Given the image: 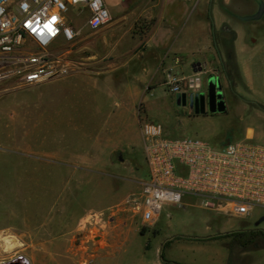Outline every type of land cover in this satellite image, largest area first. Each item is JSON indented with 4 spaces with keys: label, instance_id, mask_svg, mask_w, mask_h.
I'll return each instance as SVG.
<instances>
[{
    "label": "rangeland",
    "instance_id": "374dc122",
    "mask_svg": "<svg viewBox=\"0 0 264 264\" xmlns=\"http://www.w3.org/2000/svg\"><path fill=\"white\" fill-rule=\"evenodd\" d=\"M260 2L258 26L250 30L254 71L231 81L216 59L205 68L195 61L192 70L172 69L181 92L186 91L189 76L201 79L199 92H203L208 75H219L227 96L224 113L197 115L177 104L176 92L165 82L170 68L164 71L165 63L145 89L119 88L134 78L135 67L129 66L131 71L110 78L114 93L108 89L111 96L103 95L121 113L119 122L73 119L74 128L67 135L69 164L57 166L46 157L38 158L32 149L41 133L50 141L57 127L55 111L67 113L62 97L71 94V82L53 79L0 95V264L23 259L27 264H95L97 256H110L112 264H139L144 257L168 264H264L262 208L245 218L223 216L202 207L199 197L187 195L179 206H162L157 221L149 225L141 224L135 208L147 170L140 132L143 120L160 123L171 137L219 142L225 140L224 130L234 126L239 137L247 132L264 141V0ZM81 14L74 10L67 16L78 29L88 12ZM62 45L61 39L55 44ZM92 47L89 52L82 49L77 58L108 48L98 41ZM51 89L59 95L46 101ZM253 228L263 234L246 244L228 235Z\"/></svg>",
    "mask_w": 264,
    "mask_h": 264
},
{
    "label": "built area",
    "instance_id": "2783aa9c",
    "mask_svg": "<svg viewBox=\"0 0 264 264\" xmlns=\"http://www.w3.org/2000/svg\"><path fill=\"white\" fill-rule=\"evenodd\" d=\"M74 10L88 12L89 30L110 18L103 0H0V95L66 77L84 64L76 56L80 30L67 18ZM60 39L64 45L55 46ZM166 76L170 89L181 92L171 67ZM200 80L187 77L185 92L199 91ZM140 132L147 170L135 208L142 225L156 222L162 206H179L187 195L223 216L245 218L264 209V141L245 137L217 144L197 136L171 137L148 120L140 123Z\"/></svg>",
    "mask_w": 264,
    "mask_h": 264
},
{
    "label": "crops",
    "instance_id": "0c3cea01",
    "mask_svg": "<svg viewBox=\"0 0 264 264\" xmlns=\"http://www.w3.org/2000/svg\"><path fill=\"white\" fill-rule=\"evenodd\" d=\"M103 1L110 13L109 21L99 32L89 30L83 22L79 27L80 36L76 38V54L82 49L92 51L97 41L108 48L100 51L101 54H87L79 69L58 79L71 82L72 87L68 89L71 94L62 97H66L67 113L63 110L61 113L60 109L55 111L57 127L50 141L47 142L46 134L41 133L35 150L32 149L38 158L46 157L52 165L69 164L71 147L67 135L74 128L73 119H114L119 122L121 113L103 97L104 94L111 96L108 89L114 93L112 85L115 83L112 84L110 78L119 71L135 73L128 84H120L119 88L136 90L145 89L156 78L161 63L166 65L164 71L171 67L182 73L188 68L192 70L195 61L205 68L216 59L222 73L234 81L254 71L255 42L250 30L258 26L256 18L261 16L243 18L256 13L257 0H239L236 4L232 0ZM93 57L97 59L93 60ZM129 66L135 68L129 70ZM101 73L106 75L100 78ZM55 91H48L51 93L45 97L46 101L55 100L59 95V91L54 94ZM63 91L66 93L67 88ZM245 137L253 138L247 132ZM95 260V264H112L110 256H97ZM163 262L144 257L139 264Z\"/></svg>",
    "mask_w": 264,
    "mask_h": 264
},
{
    "label": "water",
    "instance_id": "95a60500",
    "mask_svg": "<svg viewBox=\"0 0 264 264\" xmlns=\"http://www.w3.org/2000/svg\"><path fill=\"white\" fill-rule=\"evenodd\" d=\"M259 14L256 13L254 15L246 16L243 19H252L258 17ZM220 77L217 74L210 73L208 75V80L206 81V93L203 92H176V102L180 105H185V102L187 100V97H189V103H192V100L196 103L198 101L200 103V112L204 111L203 108V101L205 97L207 96V105H208V111L223 113L226 111V104L225 99L223 98V93L221 90V83H220ZM195 111L198 113L199 110L195 109ZM1 264H23L22 262H17L16 260L11 261H4Z\"/></svg>",
    "mask_w": 264,
    "mask_h": 264
},
{
    "label": "trees",
    "instance_id": "16d2710c",
    "mask_svg": "<svg viewBox=\"0 0 264 264\" xmlns=\"http://www.w3.org/2000/svg\"><path fill=\"white\" fill-rule=\"evenodd\" d=\"M241 137L238 136V133L236 132V129L234 126H229L224 130V141H214V143L217 144H224L227 142H231L232 140L235 139H240ZM263 231L260 229H247V230H240V231H233L231 233H229L228 235H230L233 239V241L239 243V244H246L248 242H252L254 241L255 238H257V236L262 235Z\"/></svg>",
    "mask_w": 264,
    "mask_h": 264
},
{
    "label": "flooded vegetation",
    "instance_id": "af4514ba",
    "mask_svg": "<svg viewBox=\"0 0 264 264\" xmlns=\"http://www.w3.org/2000/svg\"><path fill=\"white\" fill-rule=\"evenodd\" d=\"M257 11H256V13H258L259 14V16H261V9H262V7H261V2H260V0H257ZM255 13V14H256ZM220 80H221V78H220ZM221 83V82H220ZM221 90H222V93H223V98L225 99V104H226V101H227V96H226V93H225V90H224V88H223V85L221 84ZM198 91V90H197ZM199 92V91H198ZM204 92L206 93V89L204 90ZM207 101H208V99H207V96L205 97V99H204V101H203V108H204V111L203 112H200V103L198 102V101H196V103L194 102V100H192V103L190 104L189 103V97H187V100H186V102H185V105H183V106H186L189 110H191L192 112H194L195 114H206V113H210V114H215V113H217V112H213V113H211V112H209L208 111V105H207ZM195 109H197V110H199V112L197 113L196 111H195ZM226 111H227V104H226ZM225 111V112H226ZM224 113V112H223Z\"/></svg>",
    "mask_w": 264,
    "mask_h": 264
},
{
    "label": "bare ground",
    "instance_id": "6f19581e",
    "mask_svg": "<svg viewBox=\"0 0 264 264\" xmlns=\"http://www.w3.org/2000/svg\"><path fill=\"white\" fill-rule=\"evenodd\" d=\"M7 243H8V242H7ZM22 261H23V262H22L23 264H24V263L27 264V261H26L25 259H23Z\"/></svg>",
    "mask_w": 264,
    "mask_h": 264
}]
</instances>
